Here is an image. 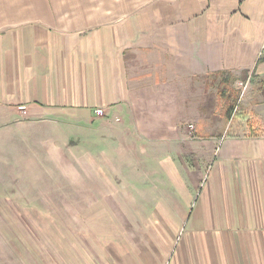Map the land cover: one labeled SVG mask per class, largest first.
Here are the masks:
<instances>
[{"label":"crops","instance_id":"0c3cea01","mask_svg":"<svg viewBox=\"0 0 264 264\" xmlns=\"http://www.w3.org/2000/svg\"><path fill=\"white\" fill-rule=\"evenodd\" d=\"M179 7L166 18L146 10L97 26L53 19L0 26V125H71L90 156L105 146L118 155L135 148L138 159L117 171L156 181L141 193L156 210L78 215L96 222L70 245L77 264H264V132L156 130L160 108L209 107L187 96L198 75L206 77L204 92L222 73L247 91L259 82L254 106L264 109V0H180Z\"/></svg>","mask_w":264,"mask_h":264},{"label":"rangeland","instance_id":"374dc122","mask_svg":"<svg viewBox=\"0 0 264 264\" xmlns=\"http://www.w3.org/2000/svg\"><path fill=\"white\" fill-rule=\"evenodd\" d=\"M15 1L19 11L11 12L8 9ZM179 2L0 0V26L29 19H53L64 26L69 23L97 26L146 10L156 11L161 18H166L180 10ZM219 78L212 77L210 92L202 91L205 76L190 78L194 91L187 96L194 103L210 102L209 107L191 104L182 109L169 105L160 108L156 115L161 113L163 120L156 118V130L184 133L190 137L201 133L238 136L246 131L264 132L261 117H264V109L254 106L260 103L259 82H254L247 91V83L234 86V77H227L231 82L226 84L225 96L220 88L222 78L218 81ZM230 105L234 106L232 113L228 112ZM19 107L18 110L26 115L27 111L24 113ZM179 112L187 116V121L179 118ZM176 113L177 117H172ZM104 116L105 112L99 117ZM17 126L0 125V264H77L78 258L70 245L75 243L82 229L96 222L78 219V215L156 210L152 196L144 198L141 194L144 190H153L151 186L156 181L152 174L117 171L138 159L135 148L118 155L105 146L104 154L90 156L88 147L82 145L80 148L74 142L71 125L58 128V125L48 124L41 131ZM130 144L129 147L134 146L133 142ZM81 263L87 264V261Z\"/></svg>","mask_w":264,"mask_h":264},{"label":"trees","instance_id":"16d2710c","mask_svg":"<svg viewBox=\"0 0 264 264\" xmlns=\"http://www.w3.org/2000/svg\"><path fill=\"white\" fill-rule=\"evenodd\" d=\"M227 73L225 74V73H222L220 76H221V78H222V82H221V85H223L222 86V88H221V92H222V94L223 95H227L226 93H227V83H230L231 82V80H230V78H227ZM226 76V77H225ZM230 75H228V77H229ZM233 109H234V106L233 105H230V107H229V109H228V112L229 113H232V111H233Z\"/></svg>","mask_w":264,"mask_h":264},{"label":"built area","instance_id":"2783aa9c","mask_svg":"<svg viewBox=\"0 0 264 264\" xmlns=\"http://www.w3.org/2000/svg\"><path fill=\"white\" fill-rule=\"evenodd\" d=\"M19 109L22 110V111H24V113H26V111H27V107L24 106V105H21L19 107ZM104 112H105V110L103 108L97 109L96 110V115L97 116H100V115L103 116L104 115Z\"/></svg>","mask_w":264,"mask_h":264}]
</instances>
